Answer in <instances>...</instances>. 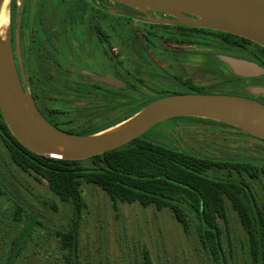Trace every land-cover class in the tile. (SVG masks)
<instances>
[{
    "label": "rangeland",
    "instance_id": "rangeland-1",
    "mask_svg": "<svg viewBox=\"0 0 264 264\" xmlns=\"http://www.w3.org/2000/svg\"><path fill=\"white\" fill-rule=\"evenodd\" d=\"M9 1L8 22L0 29V36L4 41L7 39ZM105 4L107 12L104 29L107 38L99 45L100 50L91 52L89 61L82 66L95 71L90 74L88 81L114 89L100 82L99 78L112 77L110 73L114 71L133 72L138 76H143L145 70L153 71L151 65H144L135 56L129 40L130 37L138 35V27L143 25L138 21L142 14L156 18L152 10L147 11L148 15L140 10H131L130 12L137 16L127 21V18L118 16V6L109 2ZM168 41L165 43V40L151 37L150 43L142 42V45L160 47L157 51L155 48L150 50V56L155 62L162 66L166 62L169 63L170 69L175 67L197 85L208 86L221 82L219 87L199 90V93L234 94L264 104V95L259 98L249 92V88L246 89L252 78H234L215 57L210 59L192 52L184 53L188 49L194 50L191 45H178L182 48L179 53L162 51L161 48L165 47V44L177 47L176 38L169 36ZM178 65L183 67L179 68ZM199 65L217 68L218 72L216 75H210ZM153 73L160 76L172 75L162 67L154 68ZM23 74L29 93L35 96L44 114L60 128H73L75 131H94L105 125H111L108 127L110 129L114 128L125 121H121L122 119L135 115L156 97L154 94L135 97L124 92L109 97L82 93L79 97L66 90L67 87H81L75 82L72 84L77 76L68 70L46 69L35 74L33 70L23 69ZM259 81L264 84L263 75ZM150 86L161 85L151 82ZM150 86L132 87L144 94H150ZM81 88L86 90L85 87ZM172 89L178 90H169ZM180 93L197 92L183 88ZM95 100L101 103H94ZM82 102L84 104L80 105ZM145 137L199 156L239 162L253 161L251 168L254 170L251 174H240L232 168L223 171L212 170L207 174L242 179L252 188L258 205L264 208V142L258 138L233 128L232 125L191 116L158 122L145 132ZM81 190L86 207L81 211L78 225V264H147V260L151 264H250L246 234L229 202H226V220L218 219V225L223 230L224 259L221 257L218 262H214L201 248L193 227L188 233L183 232L168 208L158 210L154 206L142 207L136 203L112 202L105 191L84 181H81ZM16 205L23 208L24 221H28L32 214L37 220L34 230L31 231L32 239L28 242L24 240L25 244L20 248L16 264H41L42 261L47 264L56 255L60 256L55 230L69 228L73 218L72 210L52 194L45 181H38L17 167L0 140V263L7 259L10 242L13 240L17 244L22 243L24 235L30 232L29 226L21 235L10 231L8 215ZM223 260L225 262H222Z\"/></svg>",
    "mask_w": 264,
    "mask_h": 264
},
{
    "label": "trees",
    "instance_id": "trees-1",
    "mask_svg": "<svg viewBox=\"0 0 264 264\" xmlns=\"http://www.w3.org/2000/svg\"><path fill=\"white\" fill-rule=\"evenodd\" d=\"M11 2L14 3V0ZM168 33L170 38L174 37L177 42L186 45L206 44L203 42L204 32L201 28L181 26L178 29L170 26ZM208 33L216 37L217 48L229 46L239 52H245L249 59L258 60L264 68L263 47L230 33L212 30H208ZM32 70L39 74L46 69ZM220 83L201 86L190 78H185L182 80L180 90L163 92L153 100L180 93L183 88L199 93L203 89L217 88ZM110 126L105 125L94 131L60 129L69 133L88 135ZM0 140L17 167L38 181H45L52 194L72 210L73 218L69 228L55 230L60 256L56 255L47 264H78V225L81 211L86 207L81 181L101 188L112 202L136 203L142 207L154 206L158 210L168 208L183 232L188 233L193 227L201 248L214 262H218L221 257L224 259L223 230L218 225V219L226 220V202H229L246 234L250 264H264V208L258 205L252 188L242 179L207 174L212 170L223 171L229 168L240 174L241 172L251 174L254 170L251 168L252 161L239 162L199 156L153 142L145 137V133L121 147L85 160L51 159L23 147L8 130L1 113ZM103 160L107 162L108 168L102 165ZM23 213V208L18 205L11 210L8 215L10 231L21 235L29 226L30 232L24 235L22 243L17 244L13 240L10 242L7 259L0 264H16L20 248L25 244L24 240L28 242L32 239L31 231L34 230L37 220L32 214L28 221H24ZM43 263L42 261L41 264ZM147 264H151L149 260Z\"/></svg>",
    "mask_w": 264,
    "mask_h": 264
},
{
    "label": "water",
    "instance_id": "water-1",
    "mask_svg": "<svg viewBox=\"0 0 264 264\" xmlns=\"http://www.w3.org/2000/svg\"><path fill=\"white\" fill-rule=\"evenodd\" d=\"M2 0H0L1 3ZM147 11H158L172 19L155 22L177 23L243 37L264 48V0H112ZM234 76L257 78L264 68L248 59L216 54ZM16 68L9 38L0 36V113L12 136L29 151L51 159L85 160L121 147L144 134L156 123L175 117H198L237 127L264 140V104L234 94L177 93L146 104L135 115L114 128L79 135L51 124L36 108L25 85L16 52ZM105 85L126 89L123 81L99 78ZM128 92L135 93L128 89ZM252 94H264V87L251 86ZM101 103V101H93ZM84 104L83 102L80 103ZM102 165L108 168L105 160Z\"/></svg>",
    "mask_w": 264,
    "mask_h": 264
},
{
    "label": "flooded vegetation",
    "instance_id": "flooded-vegetation-1",
    "mask_svg": "<svg viewBox=\"0 0 264 264\" xmlns=\"http://www.w3.org/2000/svg\"><path fill=\"white\" fill-rule=\"evenodd\" d=\"M106 2L118 6V16L127 18V21L137 16L136 14L130 12L131 10L139 12L136 8L129 7L112 0H14V3L10 0L7 38L10 40L17 70L19 71L16 52L20 55L22 70H68L77 76V78L73 80L72 84L76 83L79 87L81 86L86 88V90L81 87L66 88L67 91H70V93L79 97L82 96V93H96L109 97L117 96L121 92L131 94L135 97L149 96L153 94L158 97L163 92H171V90H169L170 88H178V90H180L182 80L189 77H185L183 73L179 70L177 71V69L173 66L170 69V65L167 62L164 66L156 63L150 56V50H154L155 48L157 51L160 47H151L145 44L150 43L151 37H156L161 41L165 40V43H168L169 27L172 26L179 29V27L184 25L177 23L155 22L153 18L146 17L144 14H142V18L138 20L143 24L138 27V35L130 37L129 41L131 42V50L134 52L135 56L142 61L144 65H151L153 67V71L145 70L143 72V76H138V74H134L133 72L124 71L123 73L116 71L110 73L112 77L123 81L126 85V89H110L102 84L88 81L91 78L90 74L95 71L87 70L86 68H83L82 65L85 66V64L89 61L91 52L100 50L99 45H101L102 42L104 43L107 38L104 29L105 14L107 12L105 7ZM123 9H127L128 11ZM152 12L155 13V20L172 19V17L167 16L164 13L158 11ZM201 29H203L204 32L203 42L206 44L191 45L194 46V50L188 49L185 50L184 53L192 52L210 59H213L216 54H222L252 60L249 59L245 52H239L229 46L220 49L217 48L216 37L213 34L208 33V30L210 29ZM131 33L132 32H129V34ZM142 42L145 44L142 45ZM176 45L177 47H169L165 44V47H162L161 49L165 52H170L171 50L174 53H179L182 48L178 47V45L186 44L177 42ZM252 61L259 64L258 60ZM140 65H142V63H140ZM183 65L178 66L180 68L183 67ZM158 67H162L165 72L168 71L172 75H154V68ZM199 67L204 72H208L210 75H216L218 72L217 68H207L202 67L201 65H199ZM226 71L229 72L227 68ZM259 79L260 77L252 78V82L246 85V89L251 86H264V84L260 83ZM151 82L158 83L161 86H150ZM134 85L150 86L148 90L150 94H144L137 89H134L132 87ZM209 85H213V83ZM163 86H165V88H163ZM128 89L134 91L135 93L128 92ZM174 90L175 89H172V91ZM254 95L260 98L264 94L258 93ZM31 97L39 112L51 124L60 128L59 125L51 121L46 114H44L43 109L37 103L35 96L31 95ZM253 137L264 142V140L259 137Z\"/></svg>",
    "mask_w": 264,
    "mask_h": 264
},
{
    "label": "bare ground",
    "instance_id": "bare-ground-1",
    "mask_svg": "<svg viewBox=\"0 0 264 264\" xmlns=\"http://www.w3.org/2000/svg\"><path fill=\"white\" fill-rule=\"evenodd\" d=\"M7 3L8 0H2L0 3V29L4 28L8 22Z\"/></svg>",
    "mask_w": 264,
    "mask_h": 264
}]
</instances>
